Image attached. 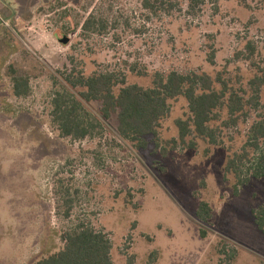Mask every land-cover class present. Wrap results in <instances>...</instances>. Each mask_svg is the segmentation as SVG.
<instances>
[{"label": "rangeland", "instance_id": "rangeland-1", "mask_svg": "<svg viewBox=\"0 0 264 264\" xmlns=\"http://www.w3.org/2000/svg\"><path fill=\"white\" fill-rule=\"evenodd\" d=\"M199 1L151 13L143 0H0V264L57 253L78 224L108 236L112 264H264L252 215L264 204V178L237 187L225 171L244 150L256 157L247 144L256 110L227 128L222 112L220 144L196 140L192 150H172L183 98L169 102L146 148L122 139L116 115L104 121L96 102L82 104L100 122L83 140L61 137L52 121L68 76L110 72L149 88L156 73H205L250 98L249 83L264 75V0ZM14 78L27 81L25 95L14 96ZM61 189L73 201L69 218ZM201 202L211 209L206 224Z\"/></svg>", "mask_w": 264, "mask_h": 264}, {"label": "trees", "instance_id": "trees-1", "mask_svg": "<svg viewBox=\"0 0 264 264\" xmlns=\"http://www.w3.org/2000/svg\"><path fill=\"white\" fill-rule=\"evenodd\" d=\"M180 2H187L192 7L200 1L143 0V6L151 13H157L159 10L169 12ZM94 23L93 17L90 16L82 29L87 30ZM119 76L105 72L95 73L87 78L83 75L66 78L69 88L65 87L56 92L51 101L52 121L61 137L83 140L92 136L100 122L86 113L82 104L96 102L100 104L99 115L104 121L116 115L117 131L122 139L137 143L140 148H146L144 138H158L160 123L170 112L169 102L183 98L187 103V117L175 122L178 140L171 142L172 150L178 146L192 150L196 148V140L214 146L220 144L219 129L214 123L220 119L222 112L226 111L228 116L227 121L223 123L227 128L236 126L240 119L238 114L246 116V108H252L257 111V116L249 128L247 144L254 149L256 157L250 160L244 150L241 155L227 159L225 171L236 176L237 187L246 185L250 179L264 178V105L259 101L261 89L264 87V75L249 83L252 93L248 99L231 91L224 81H215L205 73H156L149 88L126 85L124 77ZM216 83L220 85L219 88ZM116 88H119L117 93ZM26 89L27 81L13 79L15 97L25 95ZM161 150L166 152L164 148ZM56 194H59L65 207L64 217L69 218L73 202L69 190L61 189ZM196 214L201 223L206 224L211 219V209L205 202L199 204ZM252 215L255 226L264 236V204L254 209ZM200 234L204 235L203 232ZM60 239L63 243L61 250L46 257L36 258L30 264H112V243L102 231L78 224L63 232ZM234 257L230 256L229 259L233 261Z\"/></svg>", "mask_w": 264, "mask_h": 264}, {"label": "water", "instance_id": "water-1", "mask_svg": "<svg viewBox=\"0 0 264 264\" xmlns=\"http://www.w3.org/2000/svg\"><path fill=\"white\" fill-rule=\"evenodd\" d=\"M68 39L67 38H63L62 40H60V43H62V44H64V45H66V44H68Z\"/></svg>", "mask_w": 264, "mask_h": 264}]
</instances>
